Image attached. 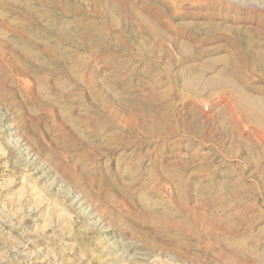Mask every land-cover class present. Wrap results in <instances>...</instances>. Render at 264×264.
<instances>
[{
    "label": "rangeland",
    "instance_id": "1",
    "mask_svg": "<svg viewBox=\"0 0 264 264\" xmlns=\"http://www.w3.org/2000/svg\"><path fill=\"white\" fill-rule=\"evenodd\" d=\"M0 264H264V0H0Z\"/></svg>",
    "mask_w": 264,
    "mask_h": 264
},
{
    "label": "bare ground",
    "instance_id": "2",
    "mask_svg": "<svg viewBox=\"0 0 264 264\" xmlns=\"http://www.w3.org/2000/svg\"><path fill=\"white\" fill-rule=\"evenodd\" d=\"M130 121V120H129ZM121 122V121H120ZM222 231V230H221Z\"/></svg>",
    "mask_w": 264,
    "mask_h": 264
}]
</instances>
